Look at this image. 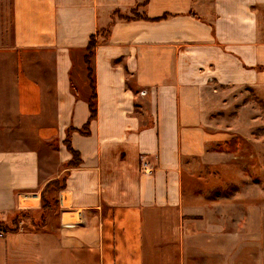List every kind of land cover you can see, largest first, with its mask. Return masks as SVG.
Returning a JSON list of instances; mask_svg holds the SVG:
<instances>
[{
    "label": "crops",
    "instance_id": "0c3cea01",
    "mask_svg": "<svg viewBox=\"0 0 264 264\" xmlns=\"http://www.w3.org/2000/svg\"><path fill=\"white\" fill-rule=\"evenodd\" d=\"M139 2L0 0V264H236L235 236L189 231L182 158L205 150L214 86L264 84V0L111 17ZM54 180L59 210L17 219Z\"/></svg>",
    "mask_w": 264,
    "mask_h": 264
},
{
    "label": "rangeland",
    "instance_id": "374dc122",
    "mask_svg": "<svg viewBox=\"0 0 264 264\" xmlns=\"http://www.w3.org/2000/svg\"><path fill=\"white\" fill-rule=\"evenodd\" d=\"M143 3L115 10L141 13ZM115 10L111 17L116 16ZM214 88L205 150L182 158L187 227L192 233H229L235 236L236 264H264V84ZM57 192L47 195L57 199ZM55 210L58 204L45 213L40 207L35 213L16 212L15 216L38 221ZM191 258L195 262V256Z\"/></svg>",
    "mask_w": 264,
    "mask_h": 264
},
{
    "label": "trees",
    "instance_id": "16d2710c",
    "mask_svg": "<svg viewBox=\"0 0 264 264\" xmlns=\"http://www.w3.org/2000/svg\"><path fill=\"white\" fill-rule=\"evenodd\" d=\"M145 2V0H144ZM115 15L118 18H122V19H132V18H143L145 17L144 13H139V12H135L132 11L131 14H123L120 13L118 10H115ZM104 32V36L107 34L106 31L107 30H102ZM101 31V32H102ZM99 31H97L98 34ZM96 35H93L90 37L89 39V43L86 47V54H85V64L87 66V71H88V76H89V80H90V84L91 86L93 85V81L91 79L92 76V70L90 68V57L93 54V50L94 47L96 45V43L98 42ZM94 93L92 91L91 96L89 97V110H90V118H93L95 115V104H94ZM66 145L67 148L71 151L72 155H73V160L78 158V153L76 151H74L71 146L69 145L68 141H66ZM76 163V162H75ZM63 187L62 184H60V182L58 180H54L52 182H50L41 192V209L43 211V213H45L47 210L53 208V206H55L57 204V199L55 196L49 197L47 194L53 190V191H57L59 189H61ZM44 222V217L40 218L37 222L34 223V225L39 226L40 224H43ZM0 225L3 226L6 230L9 229V226L7 224L1 223Z\"/></svg>",
    "mask_w": 264,
    "mask_h": 264
},
{
    "label": "built area",
    "instance_id": "2783aa9c",
    "mask_svg": "<svg viewBox=\"0 0 264 264\" xmlns=\"http://www.w3.org/2000/svg\"><path fill=\"white\" fill-rule=\"evenodd\" d=\"M76 223H77V221H76ZM74 224H75L74 222L68 221L67 223H64L63 225L69 227V226H73ZM4 233H5L4 227L0 226V237H2L4 235Z\"/></svg>",
    "mask_w": 264,
    "mask_h": 264
}]
</instances>
